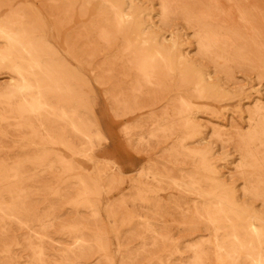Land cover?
<instances>
[{
  "label": "rangeland",
  "instance_id": "obj_1",
  "mask_svg": "<svg viewBox=\"0 0 264 264\" xmlns=\"http://www.w3.org/2000/svg\"><path fill=\"white\" fill-rule=\"evenodd\" d=\"M0 54V264H264V0H0Z\"/></svg>",
  "mask_w": 264,
  "mask_h": 264
},
{
  "label": "bare ground",
  "instance_id": "obj_2",
  "mask_svg": "<svg viewBox=\"0 0 264 264\" xmlns=\"http://www.w3.org/2000/svg\"><path fill=\"white\" fill-rule=\"evenodd\" d=\"M5 21V20H4ZM246 28V27H245ZM3 30V29H2ZM8 33V32H7ZM8 38H10V36L7 34L6 35ZM6 37V38H7ZM7 38V40H9ZM12 38V37H11ZM11 38H10V40H11ZM12 40H13V38H12ZM132 48V47H131ZM26 55V54H25ZM28 56V55H27ZM0 58L1 59H3L4 57H3V55L2 54H0ZM151 76H152V74H151ZM25 86H27V83L25 82L24 83V87ZM185 102V101H184ZM73 129V128H72ZM74 131H77V130H74ZM233 229V228H232ZM249 229H250V234H252L253 235V239H255V241H259V237H258V230L256 229V227L253 225V224H251V225H249ZM234 236V235H233ZM233 238H236V237H233ZM216 243V242H215ZM215 243H213V245L215 244ZM239 243V242H238ZM252 243V242H251ZM254 243V242H253ZM237 245V244H236ZM238 245H240V244H238ZM251 246V245H250ZM215 247V246H214ZM218 247V246H217ZM219 249V248H218ZM220 250H222V249H220ZM221 253V252H220ZM220 255V254H219ZM220 257V256H219ZM256 263H258V262H256ZM255 264V263H254ZM259 264V263H258Z\"/></svg>",
  "mask_w": 264,
  "mask_h": 264
}]
</instances>
